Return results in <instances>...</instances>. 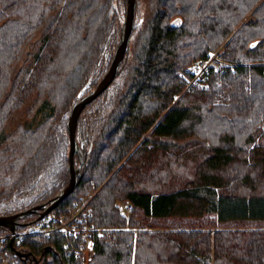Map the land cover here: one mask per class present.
Masks as SVG:
<instances>
[{"label": "trees", "instance_id": "obj_1", "mask_svg": "<svg viewBox=\"0 0 264 264\" xmlns=\"http://www.w3.org/2000/svg\"><path fill=\"white\" fill-rule=\"evenodd\" d=\"M124 1L0 0V214L66 185L68 105L107 69ZM130 41L114 80L79 115L80 176L57 206L95 191L92 221L107 231L89 259L69 254L59 234L28 236L18 262L264 264V0H155ZM219 47L207 86L184 90L180 72ZM23 104L26 118L5 132ZM118 199L132 204L128 217ZM149 219L177 227L145 229ZM234 222L250 226L224 227Z\"/></svg>", "mask_w": 264, "mask_h": 264}, {"label": "built area", "instance_id": "obj_2", "mask_svg": "<svg viewBox=\"0 0 264 264\" xmlns=\"http://www.w3.org/2000/svg\"><path fill=\"white\" fill-rule=\"evenodd\" d=\"M207 58L196 61L189 69V73L180 72V78L185 83L184 90L192 85L206 87V78L212 62L217 60V53H207ZM227 63L219 61L215 63V70ZM183 90V91H184ZM180 94H173L177 99ZM92 194L83 196L79 200L67 205L63 210L53 209L42 217L33 220L24 226H17L14 230L0 231V264H20L18 259L12 256L9 241L12 245L19 247L22 241L33 235L50 236L59 234L62 236V247L71 255L91 258L95 253V241L100 236L102 227L96 226L92 221V210L90 201ZM120 213L124 214L132 209L129 201H124L119 206Z\"/></svg>", "mask_w": 264, "mask_h": 264}, {"label": "water", "instance_id": "obj_3", "mask_svg": "<svg viewBox=\"0 0 264 264\" xmlns=\"http://www.w3.org/2000/svg\"><path fill=\"white\" fill-rule=\"evenodd\" d=\"M135 7L136 0H126L125 14L120 26L119 38L106 71L97 81L95 86L92 87L89 91L84 92L85 87L80 89L70 106V110L66 117L69 161V176L66 185L46 201L36 203L30 207L13 213L0 214V226H4L7 229L14 230L17 226H24L25 224L42 217L50 210H52L55 206H57L67 195L72 192V190L76 186L80 176L79 168L83 161L82 143H80L75 136L77 120L82 109L90 102H92L96 97H98L102 92H104L108 85L116 77L120 64L125 57L126 51L128 50L129 39L134 27ZM74 154H77L79 157V163L77 166L74 165ZM31 214H37V216L31 220L24 219L26 216H29ZM11 248L13 249L14 253L20 257L29 256V253L26 251L14 249L12 246ZM33 258L35 259V262L33 264H38V260L34 256Z\"/></svg>", "mask_w": 264, "mask_h": 264}, {"label": "rangeland", "instance_id": "obj_4", "mask_svg": "<svg viewBox=\"0 0 264 264\" xmlns=\"http://www.w3.org/2000/svg\"><path fill=\"white\" fill-rule=\"evenodd\" d=\"M154 1L155 0H136V7H135V14H134V25L135 24H137V23H141L142 24V22L145 20V18H147L149 15H150V13H151V11H152V8H153V6H154ZM125 8H126V0L124 1V5H123V7H122V16H121V22H122V20H123V18H124V14H125ZM119 34H120V32H119ZM118 38H119V36H118ZM117 41H118V39H117ZM117 44V43H116ZM129 46H131V41H130V45ZM220 48L221 47H219L217 50H215V51H208V52H212V56H214V54L215 53H217L218 54V52L220 51ZM19 65H21V62L19 63ZM106 71V70H105ZM104 74V73H103ZM102 74V75H103ZM101 75V76H102ZM120 76H118L117 77V79L119 78ZM101 78V77H100ZM99 78V79H100ZM117 81V80H116ZM118 82V81H117ZM97 83V82H96ZM120 84V83H119ZM207 84V83H206ZM74 93V92H73ZM78 93V92H77ZM77 95V94H76ZM75 95V96H76ZM72 96H73V94H72ZM71 96V97H72ZM180 96V95H179ZM224 98H225V95H223V98H220V97H218L217 99L215 98V100H214V103L215 104H218L219 103V101H223L224 100ZM74 99H75V97H74ZM174 100H176V99H174ZM74 100H72V102H73ZM72 102L68 105V109H67V114L65 115L66 117H67V115H68V112H69V110H70V106H71V104H72ZM65 104H67V101L65 102ZM64 104V105H65ZM25 104H23L19 109H17V110H13L12 112H11V114H10V116L8 117V119H7V121L5 122V124H4V126H3V130L5 131V132H11L12 130H14L15 129V126H17L18 124H21L22 123V121L26 118V114H25V109H26V105L24 106ZM25 107V108H24ZM66 107L67 106H65V109H66ZM64 109V110H65ZM66 111V110H65ZM39 119H41L40 118V115L34 120V121H32V125H34V124H36V121H38ZM259 129H260V131L259 132H257V133H262L263 132V129H264V126L261 124L260 126H259ZM263 138H264V136H263ZM201 145H199L198 147H200ZM205 146V145H204ZM203 147V146H202ZM201 152H202V154H206V152H207V149H199ZM175 182V180L174 181H172V183H170V184H175L174 183ZM93 192H95V191H90L88 194H91V193H93ZM27 200V199H26ZM124 201H126V200H116V202H115V205L117 206V208H118V210H119V205L121 204V203H123ZM14 205H16V203L14 202ZM10 207H13V205L12 204H10ZM119 212H120V210H119ZM130 212H131V210L129 211V212H126V213H124V214H122L123 216H125V217H128L129 215H130ZM177 220H173V219H167V221L166 220H159V221H153V220H151V219H149V221H146V222H148V223H146V224H148V225H146L144 228L145 229H157V230H170L171 228H176L177 227V222H176ZM205 226H207V225H205ZM250 225H248V224H245V223H237V222H234V223H229V224H227V225H225L224 227H231L232 229L234 228V229H242V228H244V227H249ZM105 231H107V228L105 229V228H103L102 230H101V233H100V235L103 233V232H105Z\"/></svg>", "mask_w": 264, "mask_h": 264}, {"label": "bare ground", "instance_id": "obj_5", "mask_svg": "<svg viewBox=\"0 0 264 264\" xmlns=\"http://www.w3.org/2000/svg\"><path fill=\"white\" fill-rule=\"evenodd\" d=\"M68 196V195H67ZM58 206V205H57ZM57 206H55L53 209H60V210H63V209H61V208H58ZM52 209V210H53ZM11 246L14 248V249H16L13 245H12V241H9V247H10V251H11V254H12V256H14V257H20V256H18L17 254H15L14 253V251H13V249L11 248ZM28 257V256H27ZM27 257H21V258H27Z\"/></svg>", "mask_w": 264, "mask_h": 264}]
</instances>
